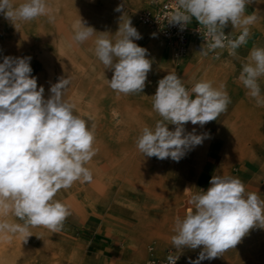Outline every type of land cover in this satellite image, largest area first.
I'll return each instance as SVG.
<instances>
[{
	"label": "rangeland",
	"instance_id": "rangeland-1",
	"mask_svg": "<svg viewBox=\"0 0 264 264\" xmlns=\"http://www.w3.org/2000/svg\"><path fill=\"white\" fill-rule=\"evenodd\" d=\"M150 1L47 0L55 17L52 22L47 16H41L30 22L15 21L16 27L0 14V63L5 56L31 57V75L37 78L38 89L44 87L45 99L51 95L50 86L61 77L71 78L80 72L86 78L93 79L92 88L97 83L99 86L96 94L79 92L70 84L64 99L71 104L81 102L85 112L80 116L74 107L73 114L86 121L88 128L93 131L95 142L103 135L117 153L114 156L115 164L108 169L106 177L102 178L94 166H86L93 161L101 163L94 155L84 165L92 173L91 182L81 185L76 181L73 183L74 190L69 189V193L63 188L57 191H63L64 194L53 199L69 209V215L58 231L53 232L43 226H29L25 233H0V264H44L45 257L53 264H144L149 257L151 244H154L158 256L172 250L178 254L180 264H191L198 258L203 246L195 250L184 247L178 251L173 247L171 238L176 234V219L179 217L182 220L189 211L195 210L194 205L189 203L191 195L200 189L206 191L211 186L209 181L213 175L236 177L244 184L245 197L254 192L264 200V174L255 172L247 176L243 162L249 156L230 157L225 151L227 149L224 150L233 122L240 123L246 114L256 111L264 119V104L258 105L238 79L242 66L249 62L252 48H264V0H252L245 6V16L254 13L257 17L248 25L250 34L246 44L237 48L235 55H230L228 50L220 53L219 58L213 51H208L207 55L189 51L187 55L175 58L166 40L138 21V12ZM23 2L12 0L14 6ZM119 5L123 7L117 12L115 9ZM79 16L86 26L108 33L107 38L113 42L120 25L130 19L132 26L142 36V39L133 42L148 50L146 58L152 65L143 93L123 94L109 87L108 80L112 78L113 70L105 69L94 52L95 40L100 34H95L83 43L73 39V24ZM57 27H63L65 32H59L60 29L57 31ZM224 29L242 32L239 27L234 29L231 22ZM168 73L177 74L188 90L197 82L211 81L214 88L228 94L231 103L217 120L203 126L191 122L184 125V134L195 129V134L207 133L214 140L209 151L201 156L192 155L186 161L185 170L175 181L156 186L154 190L157 192L151 194L145 191L144 186L148 182L143 179L138 181L141 184L137 182L134 187H121V129L127 126V122L122 120L121 108L124 107V110L130 106L136 118L150 117L149 127L154 128L162 117L153 110L151 96L156 92L158 81ZM258 82L261 98H264V76ZM106 93L109 97L107 110L103 113L100 109L101 99L105 98ZM135 115L130 117L135 118ZM167 126L170 131L176 127L173 124ZM261 129L264 135V127ZM130 132L133 134L138 131L133 128ZM84 186L89 187L90 191ZM65 200H70V203ZM9 219L10 212L7 216L0 215V221L16 224V221ZM18 225L23 226L24 221L21 220ZM259 231L258 226L250 229L235 248L211 260L205 259L200 264H264V251L261 249L264 238L261 236L253 240ZM9 248L12 254L10 258L7 257Z\"/></svg>",
	"mask_w": 264,
	"mask_h": 264
},
{
	"label": "clouds",
	"instance_id": "clouds-1",
	"mask_svg": "<svg viewBox=\"0 0 264 264\" xmlns=\"http://www.w3.org/2000/svg\"><path fill=\"white\" fill-rule=\"evenodd\" d=\"M250 3L252 0H176L168 22L183 30L195 18L205 29L207 51L203 48L201 53L207 55L208 51L227 48L230 55H235V50L247 42L248 25L257 19L254 13L244 15L245 6ZM122 7L115 10L120 12ZM0 14L15 27V21L30 22L41 16H47L49 22L55 19L47 0H24L19 6H14L12 0H0ZM229 22L234 29H242L238 37L225 35L223 29ZM73 31V39L78 43L100 34L94 52L105 69L113 70L108 80L111 89L123 94L143 93L152 65L146 58L148 50L133 42L142 36L130 19L120 25L114 42L107 38L108 33L86 26L80 16ZM30 60L31 57L5 56L0 63V215L12 212L24 221L23 226L0 221V233H25L29 226L58 231L69 209L54 200V195L78 180L91 182L93 178L84 165L95 155L94 134L84 119L73 114L75 106L64 99L70 78H59L50 86L51 95L45 99L44 87L38 89L37 78L31 75ZM261 76L264 48L254 47L238 79L258 105L264 104L258 82ZM151 97L153 110L162 119L154 128H142L137 147L144 156L161 160L170 157L177 162L208 136L195 134V129L184 134V125L191 122L203 126L217 120L231 103L228 94L214 88L211 81L197 82L188 90L175 73L161 78ZM168 124L175 125V130L170 131ZM209 183L206 191L200 189L191 195L189 203L195 210L182 220L176 219V234L171 238L178 251L203 246L191 264L216 258L235 248L250 229L264 228V200L254 192L245 197L240 179L213 175ZM177 259L169 254L167 264H176Z\"/></svg>",
	"mask_w": 264,
	"mask_h": 264
},
{
	"label": "bare ground",
	"instance_id": "bare-ground-1",
	"mask_svg": "<svg viewBox=\"0 0 264 264\" xmlns=\"http://www.w3.org/2000/svg\"><path fill=\"white\" fill-rule=\"evenodd\" d=\"M52 14L54 15L53 12ZM59 29L58 27L56 28L59 32H65L63 27H59ZM92 82L93 79H89V77L86 78L84 74L80 72H76V74L70 78V84H73L77 91L83 93L86 92L89 95H94L97 90H99V86L97 85L98 83L94 85V88H92L94 83ZM107 93L105 98L101 99L102 106L100 109L103 113L107 110V98L109 97V93ZM110 93H112V91H110ZM72 104L76 105L75 108L77 109L79 115L85 112V109L80 101L72 102ZM123 108H121L122 120L127 122V126H123L121 129V187L126 185H133L134 187L138 181L143 179L148 182L147 186H144L145 191L151 194V192L155 191L154 188H156V186L169 184L172 181H175L177 176L185 170L186 161L192 155L201 156L209 151L211 143L214 140V137L208 135L200 145L187 150L186 154L178 162L174 161L170 157L161 160L156 157L144 156V154L141 153L137 147V139L141 135L142 128L145 126L149 127L151 119L149 116V118L144 116H138L136 118L134 110H132L130 106H127L124 110H122ZM132 115H135V118H131L130 116ZM261 127H264V119H262L257 111L246 114L243 121L240 123H232V130L224 146V150L227 149L225 151H227V155L230 157L234 155L249 156L247 161L243 162V165L246 167L245 173L247 176L250 173L255 174V172H258L259 175L264 174V135L261 131ZM133 128L137 129L138 132L132 134L130 130ZM196 134L200 135L203 133L196 132ZM100 136L99 141H93V149L95 150V156L100 159L101 163L98 162L97 164V162L93 161L88 163L86 166H94V168L99 171L101 177L104 178L106 177V172L109 171L108 169L114 166V156H116L117 153L110 147L111 143L108 142L103 135ZM78 183L81 185L83 184V182L79 180ZM73 188L74 185L72 184L70 188L65 189V192L69 193L74 190ZM85 188L87 191H90L89 187ZM61 192H57L54 195V198L62 197L64 192ZM65 201L70 203V200ZM9 220L12 222L16 221V224L21 222L19 218L17 219L14 217L12 212H10ZM261 236L264 238V228H260V231L254 235L253 240H257ZM261 249L264 251V245ZM11 255V249L9 248L7 257L10 258L12 257ZM44 260V264H53V262H50L51 260H48L46 257Z\"/></svg>",
	"mask_w": 264,
	"mask_h": 264
},
{
	"label": "built area",
	"instance_id": "built-area-1",
	"mask_svg": "<svg viewBox=\"0 0 264 264\" xmlns=\"http://www.w3.org/2000/svg\"><path fill=\"white\" fill-rule=\"evenodd\" d=\"M175 7L176 0H151L147 6L138 12V21L161 35L175 58L185 56L190 50L201 52L204 48L207 51V41L203 36L205 29L199 23L191 21L181 30L179 25L168 22L169 14L175 11ZM223 31L225 35L232 34V38L241 34V31ZM224 51H228V49H216L213 52L220 54ZM149 250V257L144 264H167L169 254L176 256L178 258L176 264H180L178 254L172 250H168L163 256H158L155 253L154 244L149 246Z\"/></svg>",
	"mask_w": 264,
	"mask_h": 264
},
{
	"label": "crops",
	"instance_id": "crops-1",
	"mask_svg": "<svg viewBox=\"0 0 264 264\" xmlns=\"http://www.w3.org/2000/svg\"><path fill=\"white\" fill-rule=\"evenodd\" d=\"M193 23H199L198 21H196L194 18L191 20ZM223 30H228V29H223ZM230 31H233V30H230ZM190 51H196V50H190ZM197 52H199V51H197ZM189 53V52H188ZM187 53V54H188ZM186 54V55H187Z\"/></svg>",
	"mask_w": 264,
	"mask_h": 264
}]
</instances>
